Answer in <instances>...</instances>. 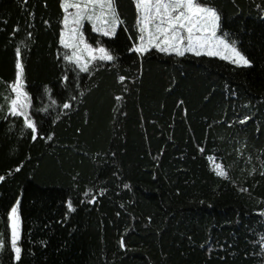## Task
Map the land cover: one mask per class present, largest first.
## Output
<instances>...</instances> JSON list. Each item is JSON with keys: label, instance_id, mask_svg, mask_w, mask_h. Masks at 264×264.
Masks as SVG:
<instances>
[{"label": "trees", "instance_id": "trees-1", "mask_svg": "<svg viewBox=\"0 0 264 264\" xmlns=\"http://www.w3.org/2000/svg\"><path fill=\"white\" fill-rule=\"evenodd\" d=\"M202 2L251 65L129 51L135 0H114V36L84 27L114 59L84 72L61 0H0V264H264V0ZM18 47L35 140L9 113Z\"/></svg>", "mask_w": 264, "mask_h": 264}, {"label": "snow or ice", "instance_id": "snow-or-ice-1", "mask_svg": "<svg viewBox=\"0 0 264 264\" xmlns=\"http://www.w3.org/2000/svg\"><path fill=\"white\" fill-rule=\"evenodd\" d=\"M135 6L138 42L129 51L143 55L155 48L162 53H174L181 57L189 52L197 56L203 53L208 56H222L238 66L251 65V61L234 46V42L230 43L226 38L218 35V29L221 28V15L216 8L203 3L202 0H135ZM61 8L63 9L64 29L60 33L59 42L65 48L72 49V55H65L64 58L74 61L84 72L90 70L89 65L95 60L112 61L114 57L109 49L103 46L93 48L86 41L82 29L84 22L88 21L93 31L106 37L114 36L118 25L123 23L115 8L114 0H61ZM28 35L31 36V33ZM224 52L230 54L225 55ZM20 53L21 50L18 47L16 49L15 81L10 86V92L14 93V98L10 99L9 113L23 118L24 125L31 130L32 139L35 140L38 133V122L34 121L29 114L31 98L24 90ZM119 80L124 81L125 77L120 76ZM116 99L119 100L120 97ZM63 107L67 109L70 105L65 103ZM248 119L249 117L246 116L240 122L244 123ZM51 138V136L48 137V139ZM216 167L218 175H226L220 165ZM19 170L17 166L15 171ZM5 179V175H0V181ZM88 194L85 193V195ZM95 199L96 197L93 196L92 201ZM19 203L18 199L7 213L10 249L17 261H20L22 257V248L18 246L21 238ZM67 208L72 210L70 199L67 202ZM123 246L122 240L121 247ZM3 247L4 242L0 240V250Z\"/></svg>", "mask_w": 264, "mask_h": 264}, {"label": "rangeland", "instance_id": "rangeland-1", "mask_svg": "<svg viewBox=\"0 0 264 264\" xmlns=\"http://www.w3.org/2000/svg\"><path fill=\"white\" fill-rule=\"evenodd\" d=\"M115 5V4H114ZM70 11H72L71 9H70ZM86 24H89L90 26H91V24H90V22H88V21H85L84 22V26H83V32H84V37H85V39H86V41L89 43V44H91L92 46H93V48H97V47H95L88 39H87V35H86V32H85V30H84V27L86 26ZM92 27V26H91ZM118 28H119V25H118V27H117V30H118ZM64 29V25H63V28H62V30ZM117 30H116V32H117ZM95 32V31H94ZM97 33V32H96ZM101 34V33H100ZM103 35V34H102ZM218 35H221V36H223L224 38H226L230 43H232V42H234V41H232V40H230L229 39V37L227 36V34L226 33H224V32H222L220 29H218ZM138 42V41H137ZM63 46V45H62ZM234 46L235 47H237L238 49H239V47H238V45H237V43L236 42H234ZM64 47V46H63ZM65 48V47H64ZM67 50H68V53H67V55H72V49H70V48H66ZM240 50V49H239ZM222 51H224L223 49H222ZM190 53V52H189ZM194 54V53H193ZM203 54V53H202ZM224 54L225 55H228V54H230V53H227V52H224ZM203 55H206V54H203ZM214 57H218V58H222V56H214ZM222 59H224V58H222ZM227 60V59H226ZM230 61V60H229ZM72 62H74V61H72ZM75 63V62H74Z\"/></svg>", "mask_w": 264, "mask_h": 264}]
</instances>
